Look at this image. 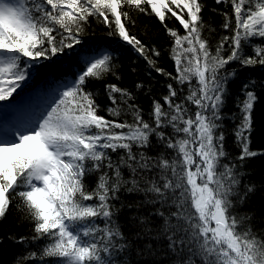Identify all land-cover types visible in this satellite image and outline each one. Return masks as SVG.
Returning a JSON list of instances; mask_svg holds the SVG:
<instances>
[{
	"label": "trees",
	"instance_id": "1",
	"mask_svg": "<svg viewBox=\"0 0 264 264\" xmlns=\"http://www.w3.org/2000/svg\"><path fill=\"white\" fill-rule=\"evenodd\" d=\"M26 9L25 33L0 36V49L19 46L13 93L77 79L47 133L84 172L78 189L71 179L57 195L84 264H229L238 249L264 264V0H26ZM27 156L0 167V264H63L36 201L19 194ZM196 170L234 255L201 216Z\"/></svg>",
	"mask_w": 264,
	"mask_h": 264
},
{
	"label": "rangeland",
	"instance_id": "2",
	"mask_svg": "<svg viewBox=\"0 0 264 264\" xmlns=\"http://www.w3.org/2000/svg\"><path fill=\"white\" fill-rule=\"evenodd\" d=\"M24 6L23 0H0V35L8 34L9 32L23 33L26 29V22L24 19ZM9 51L0 50V136L5 131L6 124L18 114V110L15 109L16 102L13 100L12 93L8 92L12 85H15L19 79L18 74L12 73L10 66ZM68 89V86H61L59 88H53L49 97L52 100L51 105L56 100V97L62 94L63 90ZM46 117V115H45ZM40 119L35 127L31 128V132H25L19 135L18 139L6 137L5 143L12 144L13 149H0V166L8 158L17 153L27 152L33 155V172H32V190L30 196L39 201L36 202L43 215L45 221L49 225L55 226L59 236V245L61 248H65L64 251L69 253L70 256L64 264H82V256L78 252V236L72 232L69 228V223L65 217H62L58 213L59 205L53 199L52 189L57 188L61 180V170L64 167L62 156L59 155L57 150V143L45 135V126L48 125V119ZM45 120V121H44ZM44 121V122H43ZM20 126V124H18ZM4 127V128H3ZM44 127V128H43ZM200 134L203 136L205 131L200 129ZM11 138V139H9ZM28 140V141H27ZM24 141L27 145L24 146ZM202 155H206L203 151ZM187 160H192V155L186 157ZM203 164V163H201ZM209 171H206L205 178L208 177ZM189 179L192 187L196 192V201L199 207V211L203 220L208 222L211 227V231L216 236V241L224 243V250L228 255H234L236 251L235 239L229 231V227L223 217L222 210L215 208L210 215L207 213L208 201L212 196L208 186L204 185L201 174L196 170L189 171ZM216 201V199L214 200ZM217 202V201H216ZM213 207V206H211ZM213 209V208H212ZM240 256H233V260H228L230 264H253L250 260L251 257L245 250L237 251Z\"/></svg>",
	"mask_w": 264,
	"mask_h": 264
}]
</instances>
